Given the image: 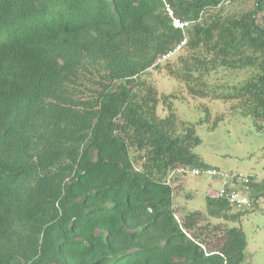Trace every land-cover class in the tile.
Returning a JSON list of instances; mask_svg holds the SVG:
<instances>
[{
	"label": "trees",
	"instance_id": "16d2710c",
	"mask_svg": "<svg viewBox=\"0 0 264 264\" xmlns=\"http://www.w3.org/2000/svg\"><path fill=\"white\" fill-rule=\"evenodd\" d=\"M226 1L0 0V264H241V228L175 217L168 171L207 166L140 79L182 39L168 4L192 21L168 75L264 122V0L238 17ZM220 69L244 76L212 85ZM206 206L242 213L216 192Z\"/></svg>",
	"mask_w": 264,
	"mask_h": 264
},
{
	"label": "rangeland",
	"instance_id": "374dc122",
	"mask_svg": "<svg viewBox=\"0 0 264 264\" xmlns=\"http://www.w3.org/2000/svg\"><path fill=\"white\" fill-rule=\"evenodd\" d=\"M253 5L254 0H227L221 5L222 15L238 17L251 11ZM180 54H183L181 50L165 62L157 63L156 60L140 76L142 81L157 90L160 97L158 116L166 115L165 106L170 103L176 115L178 130L193 126L200 139L199 144L193 147V153L207 167L249 176L254 180L253 185L256 184L259 203L254 211L239 213L235 220L210 217L206 197L208 193L216 192L219 186L205 176H192L190 167L180 166L169 170L166 176V181L172 186L175 217L181 219L196 210L205 217L203 224L241 228L246 237L241 264H264V122H255L250 115L243 114L234 100L190 96L184 84L168 75L165 70L167 64L173 66L177 63ZM221 76L225 78L221 80ZM243 76L242 71L220 69L210 82L213 85L226 80L232 84ZM166 96V105H163L162 101ZM129 153L137 160L134 162L135 167L140 168L141 159L138 158L144 150L131 147ZM230 213L236 212L231 210L227 214Z\"/></svg>",
	"mask_w": 264,
	"mask_h": 264
},
{
	"label": "built area",
	"instance_id": "2783aa9c",
	"mask_svg": "<svg viewBox=\"0 0 264 264\" xmlns=\"http://www.w3.org/2000/svg\"><path fill=\"white\" fill-rule=\"evenodd\" d=\"M163 1L165 2V0ZM165 12L171 20L172 27L181 31L182 39L173 48L160 55L157 63L171 59L183 48L187 41V30L192 24V21L176 17L168 4H165ZM190 173L195 177L205 176L217 184L219 186L216 191L217 196L224 200L231 210L252 212L257 208L259 200L253 196L252 185L254 180L249 176L212 167L191 168ZM262 213L264 214V209H262Z\"/></svg>",
	"mask_w": 264,
	"mask_h": 264
}]
</instances>
